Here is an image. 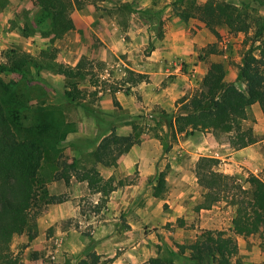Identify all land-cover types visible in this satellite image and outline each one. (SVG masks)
I'll return each mask as SVG.
<instances>
[{"label": "rangeland", "instance_id": "rangeland-1", "mask_svg": "<svg viewBox=\"0 0 264 264\" xmlns=\"http://www.w3.org/2000/svg\"><path fill=\"white\" fill-rule=\"evenodd\" d=\"M225 1L249 9L252 21L246 32H232L224 24L216 25L212 32L195 16L183 18L180 0H83L78 8L90 6L101 16L116 20L120 28L125 24L121 28L124 34L114 28L100 38L75 25L54 36L49 14L33 0H29V8H24L28 0H0V63L4 68L0 72V96L14 97L23 105L19 135H25L24 127L34 125L35 120L52 123L41 135L45 144L38 183L46 187L62 161L76 169L94 164L101 175L111 169L121 195L126 194L117 223L122 228L130 226L128 221L142 223L140 214L146 211L149 221L144 226L154 250L151 256H172L180 261L185 253L178 252V245L193 241L201 230L231 232L233 210L224 201L195 210L202 196L194 180V166L195 153L216 151L215 144L200 138L220 137L233 142L235 132L190 127L179 132L173 125L174 117L186 111L187 100L202 88L203 75L216 64L222 65L226 81L243 87L237 77L243 53L248 48L257 52L254 47L264 41V0ZM130 21L138 24L132 31L128 29ZM12 49L32 55V61L20 71L9 67ZM81 57L84 64L79 74L67 77L57 71L58 64L74 66ZM71 87L79 93L74 99L64 93ZM258 109L257 104L250 105L247 118L238 120L243 129L250 127L252 134ZM122 134H131L135 140L131 146L144 149L145 156L141 166L144 178L130 191L125 186L134 182L140 171L137 164L129 167L124 163L119 173V156L115 165H105L92 155L104 137L113 139ZM114 151L113 146L111 154ZM218 159L219 169L230 173ZM161 171L165 172V184L154 194ZM243 174L232 175L243 182L247 173ZM259 174L264 175L263 169ZM92 197L81 196L77 217L65 219L60 226H70L88 236L94 225L109 217L101 207L96 210ZM48 207L41 203L36 224ZM55 230L54 225L46 226L37 248L26 243L25 235L15 236L10 248L19 263L75 264L78 255L57 246ZM236 241L241 264H264V230L236 236ZM112 261L113 256L100 255L99 264Z\"/></svg>", "mask_w": 264, "mask_h": 264}, {"label": "trees", "instance_id": "trees-1", "mask_svg": "<svg viewBox=\"0 0 264 264\" xmlns=\"http://www.w3.org/2000/svg\"><path fill=\"white\" fill-rule=\"evenodd\" d=\"M82 1L74 0L72 4L69 0H33L49 14L50 30L54 36L74 27L70 11L74 6L78 8ZM180 1L182 8L179 14L183 18L195 16L212 32L220 24L232 32H246L252 21V15L244 5L225 0H205L202 3ZM254 48L257 52L251 48L244 51L238 67L237 77L242 80L243 87L224 79L220 63L206 71L202 77V88L187 100L184 105L186 111L174 117L173 125L177 131H185L187 127L191 130L234 131L233 143L238 147L255 141L251 128L243 129L238 121L247 118L248 108L253 103L258 104L264 117V41H259ZM31 59L29 52L12 49L9 67L12 71H20ZM83 62L81 57L74 66L58 64L57 71L67 77L75 76L79 74ZM3 69L0 63V72ZM2 85L9 89L8 84ZM64 93L71 99L79 96L75 87L65 89ZM12 98L3 99L0 96V264H20L10 248L11 241L21 233H26L29 240L36 235V216L41 210V203H56L67 198L66 193L49 194L47 188L38 183L45 144L41 135L45 129L52 127V123L35 120L34 125L24 127L25 135H19V128L22 127L20 108L23 105ZM134 142L131 134L116 135L113 139L107 136L92 155L96 162L115 165L116 158ZM113 146L115 151L111 154ZM218 162L217 157L209 155H200L195 161L194 174L202 196L195 210L210 208L224 201L233 210L231 232L203 229L193 241L178 245V252L185 253L182 260L157 254L138 264H241L237 257L236 236L264 230V175L249 171L244 181L239 182L234 175L220 170ZM59 165L54 178H62L68 184L73 175L78 180H86L90 193H100L94 203L96 210L105 206L108 194L117 186L113 175L104 178L94 164L81 169L66 161ZM69 168L73 169L72 173ZM164 184L165 172L161 171L153 193L158 194ZM99 261L100 254L87 251L75 264H99Z\"/></svg>", "mask_w": 264, "mask_h": 264}, {"label": "crops", "instance_id": "crops-1", "mask_svg": "<svg viewBox=\"0 0 264 264\" xmlns=\"http://www.w3.org/2000/svg\"><path fill=\"white\" fill-rule=\"evenodd\" d=\"M69 1L72 4L74 3V0ZM31 3L28 0L24 8L32 6ZM71 18L75 27L82 28L88 31L89 34L95 32L100 38L104 37L103 34H106L108 29L109 31H113L115 28L120 34H124L121 28H124L125 24L120 28L116 20H112L108 16H101L100 13L90 6L84 7L82 5L80 8L75 7L71 12ZM132 21H130L131 25L129 24V31H132V26L138 27V24ZM137 32L139 31L137 30ZM127 33L128 31L125 32V34ZM254 104L257 103H253L252 105ZM258 110L254 115L255 121L252 122L254 142L238 147L232 141L224 142L220 137L212 139L203 136L200 138L202 139L201 142L205 141L208 144L211 143V145L215 144L216 151L209 154L195 153V159L200 155L214 156L221 158L226 165L224 170L234 175L242 177L243 173H248L249 171L258 175L264 168V117L260 108ZM143 150L140 147L131 146L117 159V171L119 173L122 172V164L124 163L129 167H134L137 164L138 170H140L134 182H129L125 186V190L130 191L134 186H138L144 178L141 171L142 162L145 160ZM175 166L176 168H183V166ZM102 172L104 171L102 170ZM102 174L104 178H107L113 174V171L107 169ZM194 180H196L195 176ZM46 188L49 194L66 193L68 196L61 202L48 203L47 213L43 212V218L37 221V234L33 238L29 240L26 233H21V235H25L27 238L26 243L31 248H37V241L40 239L46 226L54 225L55 231L59 236V239H55L57 246L60 247L62 245L65 247L64 249L73 251L74 255H78V259L82 258L87 251H95L101 256H113L112 264H138L153 255L152 242L150 241L151 243H149V233L145 231L144 226L149 221L146 211H142L143 213L140 214L142 223L128 221L130 226L127 228H122L120 227L121 224L117 223L120 210L126 198V194L121 195V189H118V186L108 194L105 206L101 208V212H105V214H109L110 216L94 225L88 236L72 229L70 226L61 227L60 223L65 219L77 217L79 214L78 203L81 196L93 195V203H96L100 197V193H90L86 180H78L73 175L69 178L68 184L62 178H53V180L47 182ZM133 198H136V194L133 195ZM87 241L89 242L87 243Z\"/></svg>", "mask_w": 264, "mask_h": 264}]
</instances>
